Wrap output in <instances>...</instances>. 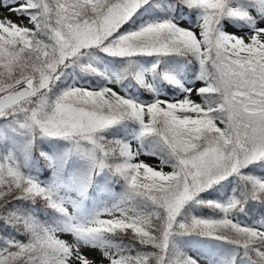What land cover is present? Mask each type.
<instances>
[{
	"label": "snow or ice",
	"instance_id": "snow-or-ice-1",
	"mask_svg": "<svg viewBox=\"0 0 264 264\" xmlns=\"http://www.w3.org/2000/svg\"><path fill=\"white\" fill-rule=\"evenodd\" d=\"M4 10L0 264H264V0Z\"/></svg>",
	"mask_w": 264,
	"mask_h": 264
},
{
	"label": "rangeland",
	"instance_id": "rangeland-1",
	"mask_svg": "<svg viewBox=\"0 0 264 264\" xmlns=\"http://www.w3.org/2000/svg\"><path fill=\"white\" fill-rule=\"evenodd\" d=\"M0 15L10 16L11 19H13V20H16V19H17V17H16L14 14L9 13V12H7L6 10L0 12ZM230 31H235V29H230ZM149 162H150V163H155V161H152V160H150ZM166 170H167V169H166ZM96 258L99 259L98 254H96Z\"/></svg>",
	"mask_w": 264,
	"mask_h": 264
}]
</instances>
